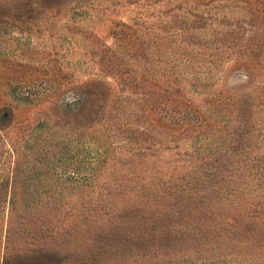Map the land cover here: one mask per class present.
<instances>
[{
    "label": "rangeland",
    "instance_id": "374dc122",
    "mask_svg": "<svg viewBox=\"0 0 264 264\" xmlns=\"http://www.w3.org/2000/svg\"><path fill=\"white\" fill-rule=\"evenodd\" d=\"M0 264H264V0H0Z\"/></svg>",
    "mask_w": 264,
    "mask_h": 264
},
{
    "label": "trees",
    "instance_id": "16d2710c",
    "mask_svg": "<svg viewBox=\"0 0 264 264\" xmlns=\"http://www.w3.org/2000/svg\"><path fill=\"white\" fill-rule=\"evenodd\" d=\"M112 65H113V62H109L108 66H112ZM128 83H129L128 87H131L133 84V81H128ZM215 93H217V92H215ZM221 94H222L221 91L218 92L217 94H213V95L210 94V96H207L205 98L206 104H204V105L207 106L208 108H210V110L211 109L214 110L215 109L214 107H217V105H221V103H222L221 100L219 99ZM75 95H76V100L74 101V103L75 102L79 103V100H81V98L84 97L80 92H78L77 94L75 93ZM204 115L205 114L203 113L202 116H204Z\"/></svg>",
    "mask_w": 264,
    "mask_h": 264
}]
</instances>
